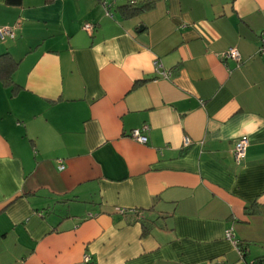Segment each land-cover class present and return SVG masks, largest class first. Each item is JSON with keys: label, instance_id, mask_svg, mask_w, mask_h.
I'll return each instance as SVG.
<instances>
[{"label": "crops", "instance_id": "0c3cea01", "mask_svg": "<svg viewBox=\"0 0 264 264\" xmlns=\"http://www.w3.org/2000/svg\"><path fill=\"white\" fill-rule=\"evenodd\" d=\"M5 26L0 264H264V0H0Z\"/></svg>", "mask_w": 264, "mask_h": 264}, {"label": "built area", "instance_id": "2783aa9c", "mask_svg": "<svg viewBox=\"0 0 264 264\" xmlns=\"http://www.w3.org/2000/svg\"><path fill=\"white\" fill-rule=\"evenodd\" d=\"M104 3H105V6L108 7V8H106V14L111 17L112 12L109 9V5L106 3V1H104ZM82 29L87 31L88 33H91L92 29H93V24H91L89 22H85L82 25ZM13 37H14V28L13 27H6V26L0 27V41H3L5 38L12 39ZM257 53L259 56L264 58V31H262L260 33V36H259V47L257 49ZM221 57L225 60L230 59V60H233L237 63L240 62V53L236 47H229L228 49H226L225 51H223L221 53ZM153 66H154L155 71L159 75H161L163 77H166L168 75V72L161 69V64L158 61L155 60L153 62ZM145 130H147V125H143L140 128L132 129L129 133V136L132 139H134L140 143H145L147 140L146 136L143 134V132ZM189 143H190L189 139L187 137H184L183 138V146H187ZM248 144H249V140H248V137L246 135L240 136L237 139V141L235 142L232 153H233V158L237 164H240L243 161V159L245 158L246 149H247ZM59 168L63 169L64 168L63 164H60ZM116 211L119 214H125V212H127L125 209H122V208H117ZM225 238L228 239L229 241H231V243L233 244L237 253L239 255H241V252L237 248V240L234 236L232 228L227 229L225 231ZM84 260L88 261V256H85ZM215 264H226V263H224L222 261H216Z\"/></svg>", "mask_w": 264, "mask_h": 264}, {"label": "trees", "instance_id": "16d2710c", "mask_svg": "<svg viewBox=\"0 0 264 264\" xmlns=\"http://www.w3.org/2000/svg\"><path fill=\"white\" fill-rule=\"evenodd\" d=\"M46 1H53V0H46ZM22 0H5V3L7 5H20ZM151 3H146L141 6H133V4H129V6H120L119 9L121 13L126 17L134 16L135 14H138L142 11H145L149 8H151ZM15 35V34H14ZM14 38V37H13ZM12 38V39H13ZM18 65V61L15 60L8 52H4L0 54V84H2L5 87L11 88V93H15L19 86L13 81V73ZM129 212V211H128ZM131 213L136 216L137 219H141V210L133 209L130 211ZM248 214H252L253 212H247ZM143 231V233H145ZM237 240V239H236ZM245 244L237 240V248L241 252L240 257H244L245 255ZM237 252V251H236Z\"/></svg>", "mask_w": 264, "mask_h": 264}]
</instances>
